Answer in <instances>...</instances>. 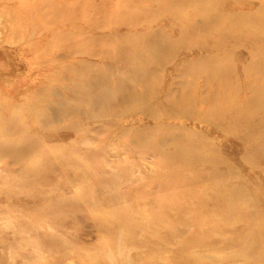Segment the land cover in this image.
<instances>
[{"label":"rangeland","instance_id":"rangeland-1","mask_svg":"<svg viewBox=\"0 0 264 264\" xmlns=\"http://www.w3.org/2000/svg\"><path fill=\"white\" fill-rule=\"evenodd\" d=\"M263 52L264 0H0V264H264Z\"/></svg>","mask_w":264,"mask_h":264},{"label":"bare ground","instance_id":"bare-ground-1","mask_svg":"<svg viewBox=\"0 0 264 264\" xmlns=\"http://www.w3.org/2000/svg\"><path fill=\"white\" fill-rule=\"evenodd\" d=\"M93 40L94 38H92V42ZM259 50L260 49H258V51ZM146 51L147 50L143 49V51L138 52L133 56V58L129 59L126 62L127 70H125V79L136 83L143 80V77L148 78L150 73L155 72L153 66H148L145 62L142 63L139 61V55ZM158 52L159 50L157 48L154 49V51H152L151 53L157 55ZM91 57H96L97 59L104 58V56L98 55L97 53L91 55ZM96 63L98 62L96 61ZM136 64L137 66L133 67ZM102 66L108 67V71L115 70V68L110 64L105 65L104 63H102ZM70 71L73 74V78L68 79L71 80V85L67 87V90L70 93L68 96L69 100L73 101L77 105L88 107L89 114L93 115V113H95V117L100 116L103 119V123L104 120L105 122H110V119H112V113L115 108L114 104L116 102H118L120 105H124L125 103L136 97L132 94L127 95V93L120 94V97H118V89L128 86V84H125L126 81L124 79H112V73L110 74V76L106 75L103 70L99 69V67L97 68L91 62L89 63L88 61H81L78 68H72L70 69ZM226 71L228 72V70ZM65 112L71 114L69 110H65ZM72 113L79 114L80 111L78 110V108H76ZM122 113H124V111ZM173 156L174 155L172 153V156L169 157ZM169 160H171V158H169Z\"/></svg>","mask_w":264,"mask_h":264}]
</instances>
